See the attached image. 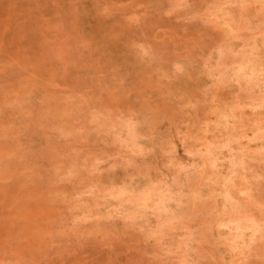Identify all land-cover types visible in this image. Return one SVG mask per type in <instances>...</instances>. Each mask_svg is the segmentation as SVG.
<instances>
[{
  "label": "rangeland",
  "instance_id": "rangeland-1",
  "mask_svg": "<svg viewBox=\"0 0 264 264\" xmlns=\"http://www.w3.org/2000/svg\"><path fill=\"white\" fill-rule=\"evenodd\" d=\"M0 264H264V0H0Z\"/></svg>",
  "mask_w": 264,
  "mask_h": 264
}]
</instances>
